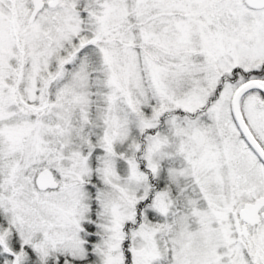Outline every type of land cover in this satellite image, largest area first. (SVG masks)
<instances>
[{"label":"snow or ice","instance_id":"snow-or-ice-1","mask_svg":"<svg viewBox=\"0 0 264 264\" xmlns=\"http://www.w3.org/2000/svg\"><path fill=\"white\" fill-rule=\"evenodd\" d=\"M0 264H264V0H0Z\"/></svg>","mask_w":264,"mask_h":264}]
</instances>
